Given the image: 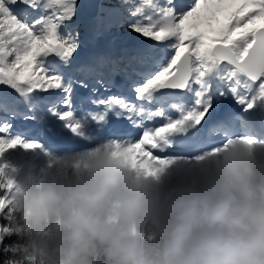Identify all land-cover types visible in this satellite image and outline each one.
<instances>
[{
    "label": "snow or ice",
    "instance_id": "6c2138e0",
    "mask_svg": "<svg viewBox=\"0 0 264 264\" xmlns=\"http://www.w3.org/2000/svg\"><path fill=\"white\" fill-rule=\"evenodd\" d=\"M77 14L78 0H0V264H20L9 220L16 186L5 154L53 153L15 131L18 121L43 126L54 117L76 139L114 142L137 167L160 165L149 167L151 174L200 159L202 152L154 150L202 135H221L213 152L234 140L264 147V0H123L105 9L101 27L126 24L146 39L131 54L105 52L74 66ZM117 75L124 84H115ZM77 88L87 94L74 98ZM113 88L134 96L102 94ZM229 99L240 111L218 117ZM120 121L138 136L126 134Z\"/></svg>",
    "mask_w": 264,
    "mask_h": 264
},
{
    "label": "clouds",
    "instance_id": "9594fccd",
    "mask_svg": "<svg viewBox=\"0 0 264 264\" xmlns=\"http://www.w3.org/2000/svg\"><path fill=\"white\" fill-rule=\"evenodd\" d=\"M96 170L90 187L29 190L21 198L34 231L60 211L45 264H95L101 254L104 264H264V170L246 150L224 154L205 187L178 190L150 210L131 193L110 212L116 169L100 161Z\"/></svg>",
    "mask_w": 264,
    "mask_h": 264
},
{
    "label": "rangeland",
    "instance_id": "374dc122",
    "mask_svg": "<svg viewBox=\"0 0 264 264\" xmlns=\"http://www.w3.org/2000/svg\"><path fill=\"white\" fill-rule=\"evenodd\" d=\"M104 15L99 12V15L89 19L86 15L83 17L77 14V17L74 18L79 33L82 30L80 34L81 43L77 53L89 48L85 47L88 46L87 37L97 40L95 38L104 39L108 36L113 39V37L118 36L115 33L118 28L120 32L130 33L126 24L112 27L113 33H106L100 25V20ZM61 31L64 29L61 28ZM136 36L139 37L135 33L128 35L129 38H136ZM59 131L61 130L59 129L57 132ZM237 133H239V128ZM25 135L32 139L29 136V131ZM211 136L218 137L221 135L213 134ZM68 137L75 139L71 134ZM231 143H234L236 148ZM234 149L246 150L254 168L257 171L264 170V147H260L259 142L256 146L249 147L247 143L241 140L230 142L225 147L226 152L224 153L215 151L211 154L202 155L200 159L185 158L156 174H151L148 168H160V165L148 167L140 165L137 167L135 166V157L132 154L114 145L109 146V142L104 141H96L94 144L76 150L54 151L50 149L53 153L10 150L9 153L5 154L4 159L11 166V170L6 173L7 176L15 181L16 190L12 193V198L20 199L29 190H43L51 187L58 192L70 193L79 188L90 187L97 179V164L104 161L114 166L118 176V185L111 193L109 201L110 212H115L122 201L131 193L138 195L142 199L145 209L150 210L157 203L163 204L178 190L205 187L218 169L221 162L218 157H223L224 154ZM60 222L61 214L57 209L54 210L43 230L39 232L34 231L31 224L25 219L14 223L12 231L16 233L17 247L20 250L17 259L19 261L26 260L27 264H37L38 258L45 256L48 241L59 228ZM145 238L148 242L155 243L147 232Z\"/></svg>",
    "mask_w": 264,
    "mask_h": 264
},
{
    "label": "bare ground",
    "instance_id": "6f19581e",
    "mask_svg": "<svg viewBox=\"0 0 264 264\" xmlns=\"http://www.w3.org/2000/svg\"><path fill=\"white\" fill-rule=\"evenodd\" d=\"M105 9H109L107 7H101V13L105 14ZM78 14L85 17L84 12L82 11V9L80 8V0H78ZM82 17V18H83ZM118 36L117 37H113V39H110L108 36L105 37V39H102L100 43H97L96 45H93L92 47H89L88 49H84V51H82L81 53H76L74 54V58H73V63L74 66L78 65V64H82L85 63L87 61L90 60V58L101 54V53H105V52H113L114 54L120 55L123 54L124 52H128L129 54H131L132 50L134 49V47L141 41V39L138 40H131L130 38H126V35H129L130 33H125V32H120L119 28L116 30L115 32ZM121 44V46H116L114 47V45H118ZM103 47H105L103 49ZM82 50V49H81ZM80 52V51H79ZM117 77H119L118 79V85H122L124 84V77L121 75H117L114 79H116ZM81 79L83 77H80ZM78 93V88L76 89V92L74 93V98L76 97V94ZM103 95H106L105 93H102ZM85 96V95H81ZM226 107H232V109H238L239 106H237L236 104H234L231 99L227 100L224 102ZM63 110V109H61ZM225 111L223 110V106H221L219 112L217 113L218 117H222L223 113ZM21 122L23 121H18L17 125H16V129L15 131H20L23 134H26L27 131L30 132V138L35 139V135L34 133H38L39 136H41V141L45 147L53 149L54 151H61L63 148L62 147H66V149H71V150H76V149H80L83 148L85 146H88L89 144H94L96 141H83L81 139H73V138H69L68 135H70L69 132L67 131H59V128L56 127V120L54 117H49L48 121L45 125L43 126H38L35 125L33 123H29V122H24L22 123V125H19ZM115 123V122H114ZM50 127V130L48 129ZM236 130L238 128H240V126H235ZM139 132H135L133 133V136H138ZM72 136V135H71ZM212 138L205 136V140L204 142L198 141L197 139L193 140V150L192 154H197L200 153L199 151H202V155H206V154H211L213 151H210L209 149L213 148L214 146H216L217 144L222 142V137L218 136L215 137L214 140H210ZM99 142V141H98ZM111 145H114V142H110ZM203 145H207V149L203 151ZM231 145L235 147L234 143H231ZM72 147V148H70ZM75 147V148H73ZM221 153L226 152L225 147L221 148L219 150ZM156 152L154 150V154L156 155ZM194 152V153H193ZM201 155V156H202ZM187 159V158H186ZM219 160L222 159V156L218 157Z\"/></svg>",
    "mask_w": 264,
    "mask_h": 264
},
{
    "label": "trees",
    "instance_id": "16d2710c",
    "mask_svg": "<svg viewBox=\"0 0 264 264\" xmlns=\"http://www.w3.org/2000/svg\"><path fill=\"white\" fill-rule=\"evenodd\" d=\"M121 2H122V0H99V4L103 5L101 7H107V8H111V7H113L114 4L121 3ZM100 12H101V10H100ZM81 31L82 30H80V33H81ZM10 203L12 205V210L9 214V220L11 223V227H13L14 223H18V222L23 221L24 216H23V212H22L21 199L20 198H12L11 197ZM51 239H52V237L49 239L48 244L50 243ZM45 254H46V250H45ZM94 259H95V264H104V257L102 254L98 255ZM20 264H27V262H26V260H21ZM37 264H45V256L39 257Z\"/></svg>",
    "mask_w": 264,
    "mask_h": 264
},
{
    "label": "water",
    "instance_id": "95a60500",
    "mask_svg": "<svg viewBox=\"0 0 264 264\" xmlns=\"http://www.w3.org/2000/svg\"><path fill=\"white\" fill-rule=\"evenodd\" d=\"M81 8L89 17H94L99 8V0H81Z\"/></svg>",
    "mask_w": 264,
    "mask_h": 264
}]
</instances>
